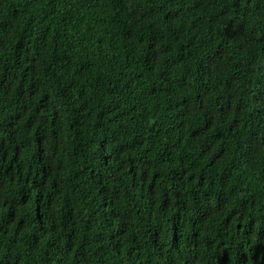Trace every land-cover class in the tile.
I'll return each instance as SVG.
<instances>
[{
    "label": "trees",
    "instance_id": "obj_1",
    "mask_svg": "<svg viewBox=\"0 0 264 264\" xmlns=\"http://www.w3.org/2000/svg\"><path fill=\"white\" fill-rule=\"evenodd\" d=\"M0 264H264V0H0Z\"/></svg>",
    "mask_w": 264,
    "mask_h": 264
}]
</instances>
